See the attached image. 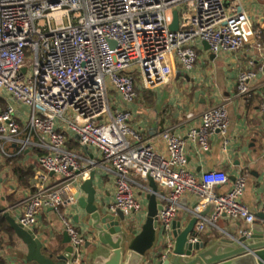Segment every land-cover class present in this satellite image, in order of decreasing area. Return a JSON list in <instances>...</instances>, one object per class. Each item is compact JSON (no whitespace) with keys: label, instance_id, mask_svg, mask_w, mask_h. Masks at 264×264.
Wrapping results in <instances>:
<instances>
[{"label":"built area","instance_id":"built-area-1","mask_svg":"<svg viewBox=\"0 0 264 264\" xmlns=\"http://www.w3.org/2000/svg\"><path fill=\"white\" fill-rule=\"evenodd\" d=\"M175 10L180 26L173 32ZM260 33L264 20L255 31L240 0H0V99L9 95L12 101L0 107V151L13 158L37 149L42 169L35 191L20 202L18 223L31 229L42 211L52 210L71 239L70 264H89L85 244L91 236L66 211L78 204L81 184L101 163L70 149V133L80 146L96 148L104 167L115 175L112 211L141 212L138 192L151 193L148 178L154 179L162 210L153 256H172L173 226L182 210L198 218L191 244L204 240L210 228L222 231V217L242 225L240 234L251 235L248 227L257 218L243 202L247 173H239L233 187L220 192L216 188L231 181L228 173L211 170L198 178L187 169V141L207 152L210 139L220 135L227 151V105L203 111L200 124L186 138L170 129L162 132L164 155L132 129L130 112H112L109 89L132 103L138 85L151 90L168 82L177 65L192 70L197 43L207 42L216 55L236 53ZM255 45L264 50L261 41ZM253 68L250 60L240 72L239 96H250ZM15 104L29 109L27 119ZM260 110L264 113V102ZM190 194L197 198L195 207H184L182 201ZM211 204L213 210L202 216ZM261 224L264 228V219Z\"/></svg>","mask_w":264,"mask_h":264},{"label":"crops","instance_id":"crops-1","mask_svg":"<svg viewBox=\"0 0 264 264\" xmlns=\"http://www.w3.org/2000/svg\"><path fill=\"white\" fill-rule=\"evenodd\" d=\"M263 1L240 0L255 31H260L261 23L264 20ZM256 40L264 44V33L257 35L241 51L236 53L223 51L218 55L214 53L210 55L211 52L205 50L203 43H197L198 61L192 70L187 71L177 65L176 72L168 82L151 90H145L138 85V97L132 103H125L116 91L114 101L112 103L110 101L112 112L124 110L130 112L132 129L141 134L147 143L152 144L160 154L164 155L166 147L162 140V132L170 129L178 136L186 138L188 132L200 124L203 111L225 103L230 118L228 130L230 143L227 151H223L220 135H215L210 139V149L207 152H201L194 144L187 141V169L198 178L207 171L221 170L228 173L230 180L231 177L246 172L248 176L247 189L243 202L255 216L262 213L264 207V152L259 150L260 142L264 138V113L260 110L261 104L264 102V50H257ZM250 60L254 61L253 70L256 77L250 82V96L242 97L237 92V80L240 72L248 68ZM11 102V97L5 95L3 99H0L1 109ZM190 113L194 114L192 118H188ZM67 137L70 149L79 152L87 159L101 163L94 169L96 174L94 185L97 190L96 203L98 206L104 203L109 208L115 201V175L104 167L103 158L96 148L80 146L70 133H67ZM39 155L40 151L31 149L16 161L17 165L32 174L26 183H21L14 172V166L8 163L7 158L0 151V216L6 220L8 226L3 230L0 229L2 249L0 264H31L26 259V245L10 227L4 213H8L18 222L22 209L20 202L35 191L36 174L42 171L37 163ZM233 183L234 181L231 180L228 185L216 189L226 192L233 187ZM147 195L146 192H138L143 210L128 215L138 222L139 229L147 215ZM196 199L194 195H187L184 199L185 204L182 205L191 207L195 204ZM66 212L72 223L81 232L87 233L90 230L87 218L84 217V212L78 204L68 207ZM190 219L187 212L182 210L177 221L181 222L182 227H185ZM218 225L221 229H228L233 234L244 228L225 217L220 219ZM253 225L248 228L252 230ZM235 227H238V231H235ZM31 230L48 249L57 247L62 251L66 247L63 245L65 229L58 216L50 209L41 212L37 225ZM218 232L219 230L210 228L205 233L204 239L208 242L213 241L218 237ZM85 252L86 259L90 264L91 249L87 247V243Z\"/></svg>","mask_w":264,"mask_h":264},{"label":"water","instance_id":"water-1","mask_svg":"<svg viewBox=\"0 0 264 264\" xmlns=\"http://www.w3.org/2000/svg\"><path fill=\"white\" fill-rule=\"evenodd\" d=\"M173 16L170 29L176 32L180 26L178 10L173 12ZM203 44L205 50L210 52L208 43ZM259 150L264 152V138L260 142ZM95 175L93 170L90 178L81 184L80 191L76 194L78 205L84 212L90 228L88 233L91 239L87 241V247L91 249L90 264H264V228L261 224L264 219L263 212L256 215L251 235H242L238 227H235V231H238L236 234L223 229L213 241L202 240L196 244H191L189 240L195 234L198 218L191 217L185 227L176 221L173 226L175 237L173 254L170 258L162 260L152 255L157 242L159 214L162 210V204L156 197L158 187L154 179L148 178L152 192L147 195L145 222L138 229L132 225V221L135 223L136 221L122 210L112 211L104 203L101 206L97 205ZM231 180L235 181V177H231ZM182 204H185L184 200ZM213 208L211 204L200 214L207 216ZM4 217L26 245V259L29 263L70 264L73 247L66 231L63 234V245L66 247L62 251L57 247L48 249L30 228L19 224L8 213H4Z\"/></svg>","mask_w":264,"mask_h":264},{"label":"trees","instance_id":"trees-1","mask_svg":"<svg viewBox=\"0 0 264 264\" xmlns=\"http://www.w3.org/2000/svg\"><path fill=\"white\" fill-rule=\"evenodd\" d=\"M21 156L18 157H13V158H7L8 163L14 166V172L18 176L19 180L21 183H26L27 179L32 175L29 171H25L22 167L17 165L16 161L20 158ZM7 222L6 220L0 216V229L7 228ZM207 241V240H206Z\"/></svg>","mask_w":264,"mask_h":264},{"label":"rangeland","instance_id":"rangeland-1","mask_svg":"<svg viewBox=\"0 0 264 264\" xmlns=\"http://www.w3.org/2000/svg\"><path fill=\"white\" fill-rule=\"evenodd\" d=\"M109 98H110V101H111V103H112V101H114V96H115V90L114 89H109ZM15 106L17 107V110H18V112L20 113V115L24 118V119H27L28 118V115H29V109L28 108H26V107H20L18 104H15ZM138 222L136 221V223L135 222H133L132 221V225H133V227L134 228H139L140 227V225H138L137 224ZM203 238H205L204 236H203ZM205 240V239H204ZM206 241V240H205Z\"/></svg>","mask_w":264,"mask_h":264}]
</instances>
